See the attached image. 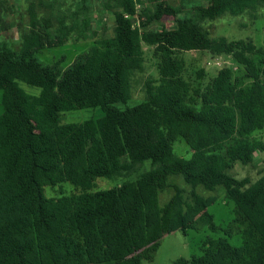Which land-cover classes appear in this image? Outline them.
I'll return each mask as SVG.
<instances>
[{
	"label": "trees",
	"instance_id": "trees-1",
	"mask_svg": "<svg viewBox=\"0 0 264 264\" xmlns=\"http://www.w3.org/2000/svg\"><path fill=\"white\" fill-rule=\"evenodd\" d=\"M103 6L114 15L113 35L64 70L43 63L37 52L66 44L76 30L84 37L88 25L61 19L52 37L51 17L40 18L31 4L21 50L0 45V264H145L165 234H186L199 221L219 228L208 210L215 197L199 194V186L225 189L242 244L229 241L228 226L225 236L207 238L201 255L172 264H264V172L254 182L231 174L235 163L249 164L264 151V142L251 138L264 129V47L212 38L200 23L226 14L259 18L264 0H208L189 17L164 1L144 11L140 22L136 0H105ZM164 16L174 19V28H147ZM143 43L155 48L160 80L148 81L146 98L129 106ZM199 50L229 55L245 73L223 67L208 83L194 85L183 76L179 54ZM19 82L41 92L30 94ZM96 107L104 113L98 119L61 123L64 111ZM182 139L190 158L173 151ZM146 161L151 166L137 179L93 190L98 178L131 174ZM173 175L191 186V201L185 203L175 186L161 206L159 192ZM62 182L79 191L45 196V186Z\"/></svg>",
	"mask_w": 264,
	"mask_h": 264
},
{
	"label": "rangeland",
	"instance_id": "rangeland-1",
	"mask_svg": "<svg viewBox=\"0 0 264 264\" xmlns=\"http://www.w3.org/2000/svg\"><path fill=\"white\" fill-rule=\"evenodd\" d=\"M105 0H0V45L7 43L12 52L21 50L23 35L30 29L32 19L31 4L39 17H51L53 28L51 36L57 32L60 27L59 20H64L68 25L73 26L77 23L79 26H86L85 36L76 30L71 40L62 46L47 47L37 52L38 58L45 64H57L60 70L66 69L85 50L96 46L102 38L113 35L114 15L103 6ZM166 2L171 7L180 10L178 16H194L208 4V0H136L137 20L144 21V11H150L154 5L160 2ZM201 25L206 29L212 38L225 36L230 40H251L257 46L264 47V15L259 18H253L249 14L232 16L223 15L216 19H203ZM163 27L174 28V19L170 16H164L161 20L153 21L148 25L150 30H160ZM77 39V41H75ZM154 46L143 43L144 62L142 69L136 71L131 76L132 95L127 105H135L146 98V83L153 81L156 85L159 83V58L155 54ZM180 57L184 60L183 76L185 79L196 85L198 83L206 84L216 75L217 71L223 67H230L235 74L243 75L244 69L235 62L229 55H215L207 50L185 51L181 52ZM257 65L261 66L260 57L256 56ZM204 73V77L199 76V72ZM249 82V80H247ZM19 85L28 93L38 95L41 89L30 86L24 82ZM3 91L0 89V114L3 112L2 106ZM120 108L126 105L119 104ZM99 108H83L77 110L64 111L61 113V123L82 122L87 119H98L103 115ZM254 140L264 142V129L257 130L251 134ZM173 151L177 156L190 158L192 150L187 143L177 140L174 143ZM150 161L144 162L141 168L131 174H124L114 178H98L93 190L108 189L119 185L125 180H135L139 175L149 169ZM264 172V151L256 152L254 161L249 164L235 163L231 169V174L237 178H249L251 182L256 181ZM169 186L159 192V203L164 206L175 193V186L181 188L185 203L191 201V186L185 183L182 177L173 175L168 179ZM79 190L70 182H62L56 185H47L44 187V194L47 197H61L70 195ZM196 191L205 197H215V202L208 208L213 214L214 221L218 225L217 230H212L208 225L198 222L197 229H189L186 234L180 230L165 234L160 242V246L154 254L152 261H144L145 264H172L174 260L180 257L191 258L202 254V249L207 238H218L225 236L224 230L232 226V236H227L234 246L242 244L241 235L238 233L237 225L232 222L234 219V202L228 200L223 187L210 191L203 187H197Z\"/></svg>",
	"mask_w": 264,
	"mask_h": 264
}]
</instances>
